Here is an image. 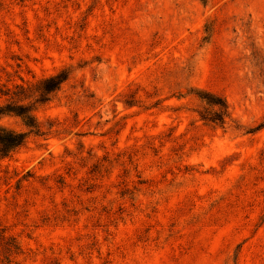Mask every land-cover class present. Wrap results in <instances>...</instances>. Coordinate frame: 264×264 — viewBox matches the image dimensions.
Here are the masks:
<instances>
[{
	"label": "rangeland",
	"instance_id": "rangeland-1",
	"mask_svg": "<svg viewBox=\"0 0 264 264\" xmlns=\"http://www.w3.org/2000/svg\"><path fill=\"white\" fill-rule=\"evenodd\" d=\"M66 68L0 156V264H264V0H0V85Z\"/></svg>",
	"mask_w": 264,
	"mask_h": 264
},
{
	"label": "trees",
	"instance_id": "trees-1",
	"mask_svg": "<svg viewBox=\"0 0 264 264\" xmlns=\"http://www.w3.org/2000/svg\"><path fill=\"white\" fill-rule=\"evenodd\" d=\"M71 73V70L66 68L35 82L20 77V82L0 85V156L2 158L11 156L17 149L24 146L31 133L41 132L42 126L35 115V110L51 100L52 95L70 78ZM204 99L212 109L205 114L201 113L202 119L224 124L229 116L226 100L210 94H207ZM9 116L21 118L24 129L16 130L5 126L1 120ZM2 251L4 260L10 262L12 255L20 251V246L17 243L7 242Z\"/></svg>",
	"mask_w": 264,
	"mask_h": 264
}]
</instances>
